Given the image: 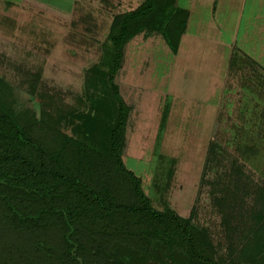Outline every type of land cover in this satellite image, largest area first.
Segmentation results:
<instances>
[{
	"label": "trees",
	"instance_id": "1",
	"mask_svg": "<svg viewBox=\"0 0 264 264\" xmlns=\"http://www.w3.org/2000/svg\"><path fill=\"white\" fill-rule=\"evenodd\" d=\"M188 17L178 0L114 11L79 91L48 85L25 62L13 64L19 82L0 74V264H264V179L222 141H209L201 174L220 217L216 236L193 209L155 208L121 156L127 105L115 77L125 48L157 35L176 54ZM228 71L264 77L237 44Z\"/></svg>",
	"mask_w": 264,
	"mask_h": 264
},
{
	"label": "rangeland",
	"instance_id": "2",
	"mask_svg": "<svg viewBox=\"0 0 264 264\" xmlns=\"http://www.w3.org/2000/svg\"><path fill=\"white\" fill-rule=\"evenodd\" d=\"M116 1L117 9L100 0H0V55L4 56L0 74L19 82L22 76L13 64L25 62L31 70L40 68L48 85L79 91L85 67L98 57L111 14L139 2ZM241 2L215 0L207 25L221 32L217 43L214 36L210 39L214 31L210 27V43L200 47L189 40L183 49L180 44L176 54L161 36H136L127 44L123 67L115 77L127 105L121 155L126 166L141 179L155 208L170 207L185 217L193 209L194 220L215 236L221 231L220 217L207 186L201 185L209 141H222L264 179V77L252 72L247 79L246 72L230 74L229 56L218 44L233 46L234 34L244 38L242 30L250 23L240 13ZM259 11L261 16L251 23L250 40L241 47L264 68V6ZM92 21L97 24L93 31ZM248 145L256 148L255 153L242 152Z\"/></svg>",
	"mask_w": 264,
	"mask_h": 264
},
{
	"label": "crops",
	"instance_id": "3",
	"mask_svg": "<svg viewBox=\"0 0 264 264\" xmlns=\"http://www.w3.org/2000/svg\"><path fill=\"white\" fill-rule=\"evenodd\" d=\"M212 1L213 0H178V5L180 7L186 8L189 11L187 27L180 40L182 49L184 48L183 44H185L189 40L190 42L191 41L196 42L198 46H200L201 44L205 46V44L210 43L208 42L209 37L207 31V29H209L210 26L208 27L207 24H209V22L212 21L213 18L212 13L214 12V8H215L214 7L215 0L213 2ZM241 3L242 4H241L240 13L242 12L245 13V16L247 17L246 22L250 24L244 30H242L241 34H245L243 39H238L239 37L235 34L231 38L234 39L233 40L234 43L237 44L240 48H242L241 46L243 44H247L248 41L250 40L248 39V37H249V33L252 31L251 23H255L256 20L261 16L259 13L260 12L259 8L264 6V0H242ZM210 29H214V28L210 27ZM220 33L221 32L219 31V29L218 30L214 29V31H211L212 35L210 39H212L214 36L213 42L217 43L216 40L219 39L218 36L220 35ZM215 36H217V38ZM218 44H221L222 51L224 52V54L229 56L232 48V44L231 46L225 45L224 43H220V42ZM189 47L190 46L186 47V49L189 50Z\"/></svg>",
	"mask_w": 264,
	"mask_h": 264
}]
</instances>
